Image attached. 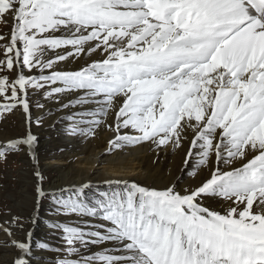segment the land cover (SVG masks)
<instances>
[{"label": "snow or ice", "instance_id": "snow-or-ice-1", "mask_svg": "<svg viewBox=\"0 0 264 264\" xmlns=\"http://www.w3.org/2000/svg\"><path fill=\"white\" fill-rule=\"evenodd\" d=\"M0 26V112L26 124L0 160L29 156L30 222L47 200L55 241L7 214L11 264H264V0H0ZM33 108L69 137L109 132L102 155H179L192 179L53 187Z\"/></svg>", "mask_w": 264, "mask_h": 264}, {"label": "bare ground", "instance_id": "bare-ground-1", "mask_svg": "<svg viewBox=\"0 0 264 264\" xmlns=\"http://www.w3.org/2000/svg\"><path fill=\"white\" fill-rule=\"evenodd\" d=\"M42 115L45 116L37 110L33 111L34 120ZM19 116L25 126V118L21 111ZM48 127L51 132L33 124L32 131L39 137L37 153L39 162L44 160V164H40L42 172H51L56 175V178L50 183L53 187L70 186L88 178L101 180L116 176L136 178L148 184H151L152 181L160 184L173 178H180L181 186L186 187L192 179L186 172L182 175L178 171L181 167L178 163L179 155L163 153L159 155L157 162V154L147 144L131 147L112 155H102L106 151V140L111 135L109 132H102L96 139L85 142L63 134L61 127L55 123L52 117L49 118ZM0 139L4 138L0 137ZM25 163L33 165L29 159H25ZM45 167L46 171H44ZM9 195L14 197L13 202L19 201L13 194ZM207 203L216 210L224 207V202L219 198L209 199ZM43 209L41 207L40 211L43 213L40 214L41 223L47 227L48 217L51 213ZM5 242L3 256L0 257L1 261L5 260L9 251L12 250L8 242Z\"/></svg>", "mask_w": 264, "mask_h": 264}, {"label": "rangeland", "instance_id": "rangeland-1", "mask_svg": "<svg viewBox=\"0 0 264 264\" xmlns=\"http://www.w3.org/2000/svg\"><path fill=\"white\" fill-rule=\"evenodd\" d=\"M3 26H0L2 28ZM36 110L33 108V111ZM20 110L15 112H0V137H17L22 135L26 131V125L24 126L23 120L19 116ZM45 123L38 127L41 129H49V115L43 116ZM51 132V131H50ZM48 135V133H47ZM25 159L30 158L25 153H16L9 155L6 161L0 160V219L6 218L7 214L18 215L25 221V229L34 231V240H50L54 241V234L48 227L43 226V223L32 225L30 222V213L34 212V200L33 189L35 178L33 175V165L25 163ZM179 166L180 160H178ZM39 164H44V160H41ZM46 171V167L44 168ZM47 182L51 183L56 177L51 172H44ZM151 184H156L152 181ZM9 194H13L19 201L13 202ZM43 210L50 212V205L47 200L42 204ZM42 211H40V214ZM58 235V234H56ZM5 237L0 232V257L3 256V246L5 245ZM13 250L9 251V255L5 260L0 259V264H11L13 258ZM40 256L47 258L45 264H47L50 254L48 252L39 253Z\"/></svg>", "mask_w": 264, "mask_h": 264}]
</instances>
